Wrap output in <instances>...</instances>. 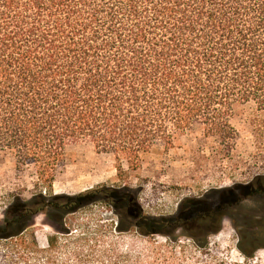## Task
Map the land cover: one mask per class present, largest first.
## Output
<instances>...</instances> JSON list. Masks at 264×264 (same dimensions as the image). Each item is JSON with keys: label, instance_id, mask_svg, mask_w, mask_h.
I'll return each mask as SVG.
<instances>
[{"label": "trees", "instance_id": "16d2710c", "mask_svg": "<svg viewBox=\"0 0 264 264\" xmlns=\"http://www.w3.org/2000/svg\"><path fill=\"white\" fill-rule=\"evenodd\" d=\"M247 103L264 110V0H0V153L17 171L34 169L48 192L71 145L112 156L118 175L123 163L136 171L154 146L171 149L194 129L228 153L237 139L232 108ZM235 196L264 204V181ZM96 197L117 201L143 236L168 227L192 240L240 207L187 200L174 216L149 218L126 190L104 186L14 199L0 225L5 264H56L59 236L70 237L65 218ZM38 215L55 231L45 249L31 231ZM236 228L243 261L218 264H261L254 254L264 250V221L250 216Z\"/></svg>", "mask_w": 264, "mask_h": 264}, {"label": "rangeland", "instance_id": "374dc122", "mask_svg": "<svg viewBox=\"0 0 264 264\" xmlns=\"http://www.w3.org/2000/svg\"><path fill=\"white\" fill-rule=\"evenodd\" d=\"M230 123L237 139L228 153L218 138H205L201 129H194L179 137L171 149L154 146L142 156L136 171H128L123 163V175H118L112 156L96 154L92 145L68 146L50 192L37 180L34 169L17 171L12 157L0 153V225L14 199L30 200L38 194L76 196L103 186L126 190L137 199L144 216L156 219L174 216L187 200L201 201V209L231 203L240 207L230 212V218L223 217L214 229L211 221L205 222L198 229L203 235L192 240L185 231L168 227L163 235L143 236L117 201L114 207L96 197L98 201L65 218L70 237L59 236L56 264L67 259L68 264L240 263L236 227L250 216L264 221L259 197L239 201L235 196L241 187L264 181V110L253 103L236 104ZM31 231L41 249L47 247V236L55 233L45 215L33 219ZM205 241L208 247H198ZM254 256L264 264L263 249ZM0 264H5L1 251Z\"/></svg>", "mask_w": 264, "mask_h": 264}, {"label": "flooded vegetation", "instance_id": "af4514ba", "mask_svg": "<svg viewBox=\"0 0 264 264\" xmlns=\"http://www.w3.org/2000/svg\"><path fill=\"white\" fill-rule=\"evenodd\" d=\"M256 182H257V180H256ZM243 198V200H247V197H242Z\"/></svg>", "mask_w": 264, "mask_h": 264}]
</instances>
